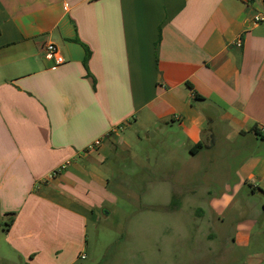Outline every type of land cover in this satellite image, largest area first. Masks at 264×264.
<instances>
[{"label":"crops","instance_id":"0c3cea01","mask_svg":"<svg viewBox=\"0 0 264 264\" xmlns=\"http://www.w3.org/2000/svg\"><path fill=\"white\" fill-rule=\"evenodd\" d=\"M256 14L264 16V0H0V214L13 218L3 243L18 259L9 264L78 262L86 222L113 201L105 161L126 149L125 129L151 131L191 160L217 145L218 155L238 157L233 168L217 164L213 180L221 200L233 193L245 202L244 243L256 223L264 234ZM45 42L63 62L46 56ZM218 172L234 178L220 182ZM178 176L159 182L181 186Z\"/></svg>","mask_w":264,"mask_h":264},{"label":"rangeland","instance_id":"374dc122","mask_svg":"<svg viewBox=\"0 0 264 264\" xmlns=\"http://www.w3.org/2000/svg\"><path fill=\"white\" fill-rule=\"evenodd\" d=\"M121 136L126 149L118 147L105 161L113 201L105 200L86 222L79 264H264V234H257L259 224L245 244L244 236L237 235L239 210L245 202L233 193L229 200H221L224 190L213 180L217 164L227 162L233 168L238 157L219 156L217 152L224 149L217 145L191 160L184 148L142 128L125 129ZM194 169L198 178L189 182ZM179 174L185 182L181 186L164 188L159 182L164 177L179 178ZM219 175L220 182L224 176L234 178L232 172ZM189 185H194L195 196ZM172 196L180 199L181 206L168 207ZM250 201L255 210L256 199ZM7 222L0 214V264L18 261L3 243Z\"/></svg>","mask_w":264,"mask_h":264},{"label":"built area","instance_id":"2783aa9c","mask_svg":"<svg viewBox=\"0 0 264 264\" xmlns=\"http://www.w3.org/2000/svg\"><path fill=\"white\" fill-rule=\"evenodd\" d=\"M254 21L255 22H264V16H261L260 14L254 15ZM235 44L237 46L241 45V40L237 39ZM43 49L45 51V54L48 58L52 59L55 64H59L63 62V57L58 51L56 45L52 42H45L43 45ZM99 139L95 140L90 146H95L99 144ZM63 167V166H62ZM55 173V172H54ZM83 257V254L80 255V258Z\"/></svg>","mask_w":264,"mask_h":264},{"label":"trees","instance_id":"16d2710c","mask_svg":"<svg viewBox=\"0 0 264 264\" xmlns=\"http://www.w3.org/2000/svg\"><path fill=\"white\" fill-rule=\"evenodd\" d=\"M201 142H197L196 144H195V147H194V150H192L193 152L195 151V149H198L199 147H201ZM178 204H179V202H178V200H177V198L175 197V196H172V198H171V200H170V203H169V205H168V207L170 208V209H173V208H175V207H177L178 206ZM12 216L10 217V220L6 223V226L7 225H9V223L12 221ZM74 264H79L78 262L77 263H74Z\"/></svg>","mask_w":264,"mask_h":264}]
</instances>
